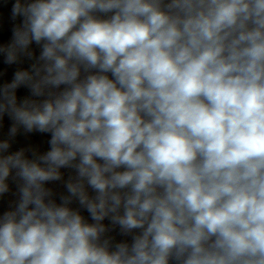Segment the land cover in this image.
<instances>
[{
	"label": "clouds",
	"instance_id": "1",
	"mask_svg": "<svg viewBox=\"0 0 264 264\" xmlns=\"http://www.w3.org/2000/svg\"><path fill=\"white\" fill-rule=\"evenodd\" d=\"M9 4L0 264H264V0Z\"/></svg>",
	"mask_w": 264,
	"mask_h": 264
}]
</instances>
